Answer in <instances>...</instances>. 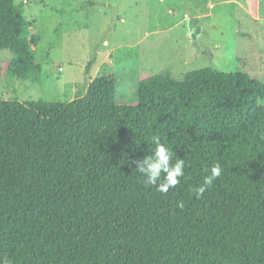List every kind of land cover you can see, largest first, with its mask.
Instances as JSON below:
<instances>
[{
  "label": "trees",
  "instance_id": "trees-1",
  "mask_svg": "<svg viewBox=\"0 0 264 264\" xmlns=\"http://www.w3.org/2000/svg\"><path fill=\"white\" fill-rule=\"evenodd\" d=\"M34 30L23 5L0 0V50L13 55L0 76L41 82ZM154 136L186 161L167 194L136 170ZM0 261L264 264V83L204 67L151 75L121 103L103 71L67 103L0 98Z\"/></svg>",
  "mask_w": 264,
  "mask_h": 264
},
{
  "label": "rangeland",
  "instance_id": "rangeland-1",
  "mask_svg": "<svg viewBox=\"0 0 264 264\" xmlns=\"http://www.w3.org/2000/svg\"><path fill=\"white\" fill-rule=\"evenodd\" d=\"M15 2L35 24L41 82L3 72L4 100L67 103L103 71L116 77L121 103L136 102L140 81L151 75L169 73L181 81L204 67L264 83V0ZM12 57L0 50V69Z\"/></svg>",
  "mask_w": 264,
  "mask_h": 264
},
{
  "label": "clouds",
  "instance_id": "clouds-1",
  "mask_svg": "<svg viewBox=\"0 0 264 264\" xmlns=\"http://www.w3.org/2000/svg\"><path fill=\"white\" fill-rule=\"evenodd\" d=\"M155 148L151 155L144 156L136 162V170L143 178L145 187H152L159 193L167 194L170 189H175L185 177L186 161L184 158L176 157V153L167 144L161 143L159 137H152ZM223 174V167L219 163L214 164L208 174L204 176L203 182L191 189L197 199L203 197L208 188ZM177 206L184 208L182 201ZM0 264H6L0 261Z\"/></svg>",
  "mask_w": 264,
  "mask_h": 264
},
{
  "label": "water",
  "instance_id": "water-1",
  "mask_svg": "<svg viewBox=\"0 0 264 264\" xmlns=\"http://www.w3.org/2000/svg\"><path fill=\"white\" fill-rule=\"evenodd\" d=\"M193 45H194V47L197 49V51H200L201 50V47H200V45H199V43H198V41H197V39H196V34H193Z\"/></svg>",
  "mask_w": 264,
  "mask_h": 264
}]
</instances>
